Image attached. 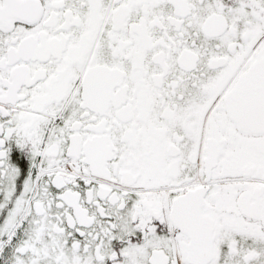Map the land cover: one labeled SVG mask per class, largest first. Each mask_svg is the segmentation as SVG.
Instances as JSON below:
<instances>
[{"label": "snow or ice", "instance_id": "1", "mask_svg": "<svg viewBox=\"0 0 264 264\" xmlns=\"http://www.w3.org/2000/svg\"><path fill=\"white\" fill-rule=\"evenodd\" d=\"M0 264H264V0H0Z\"/></svg>", "mask_w": 264, "mask_h": 264}]
</instances>
